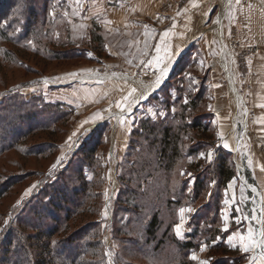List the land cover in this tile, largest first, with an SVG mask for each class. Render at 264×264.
<instances>
[{"label":"rangeland","instance_id":"rangeland-1","mask_svg":"<svg viewBox=\"0 0 264 264\" xmlns=\"http://www.w3.org/2000/svg\"><path fill=\"white\" fill-rule=\"evenodd\" d=\"M24 1L16 0L18 4L8 14L15 22V31H19L25 16L33 21L28 17L33 7L37 9L38 20L47 21L51 31L48 36L39 37V45H33L34 51L23 52L16 46L6 45L18 54L17 61L23 60L30 69L26 71L19 61H0V117L6 121L0 125L3 132L0 136L5 135L6 141L13 142L25 131L16 126L22 121L17 118L18 113H10L1 106L8 105L10 100L30 102L22 103L30 115L37 111V118L26 120L25 125L53 123L57 103L61 104L57 116L62 114V120H57L53 131L30 136L0 157V188L23 171L31 174L0 201V232L7 231L19 213L24 212L26 203L35 199L33 203L37 204L57 187L64 189V184L76 183L83 168L92 184L91 196L84 193L76 200L70 193L68 201L62 204V211L57 212L56 206L48 214L42 207L37 212L41 215L38 219L26 212L20 219L29 220L46 233L55 229L57 232V225L62 223L60 231L49 238L58 245L56 259L53 257L56 264H68L66 258L76 260L74 256L80 257L90 246L88 256L82 257L86 264H166L168 259H174L179 248L168 240L157 252L155 242L146 245L147 236L142 230L153 215L152 210L164 222L158 239L172 223H176L175 236L184 242L191 240L196 228L202 231L192 240L194 247L187 251L191 259L196 257L192 259L196 264L201 261L211 264L213 259L224 256L222 250L210 251L219 243L232 249L237 244L241 246L232 254L235 259H225L226 264H264V236L261 235L264 233V123L255 122L259 109L264 111L257 105L264 100L258 96L259 87L264 86V73L255 59L262 51L259 46L238 40L234 22L238 8L250 0H239V3L237 0ZM45 2L48 9L42 11ZM220 18H223L221 37L217 28ZM165 31L169 33L167 36L163 35ZM34 52L57 54L61 59H43ZM200 92L202 101L197 112L211 115L216 144L204 146L201 137L191 132L194 140L182 136L181 152L170 168L158 170L155 162L154 168L142 170L136 164L137 172L131 176L130 167L137 157L139 160L151 158L148 145L153 135L147 136L145 125L157 128L180 125L183 121L180 106ZM175 113L178 117L172 119ZM222 118L226 121L219 123ZM49 140L56 144L52 155H22L24 149L37 151ZM131 142L134 143L132 153ZM84 146L94 148V160L86 161L91 166L77 155ZM193 147L199 150L190 157L187 152ZM219 149L229 152V163L236 171L232 187L229 186L232 190L219 189L214 179L200 199L193 202L190 192L195 177L189 165L200 161L203 168L207 166V173H213ZM154 157L153 163L157 159ZM151 171L155 172L154 177H149ZM140 181L139 192H145V200H131L123 187L137 189ZM185 181L186 192L182 190ZM28 189L31 192L25 195ZM39 193L42 196L38 201ZM227 195H231L232 202L235 198L234 209L239 212V219L232 214V219L223 215L222 203ZM85 199L80 213L63 224L64 210ZM228 210L230 213L231 209ZM228 225L225 230L224 226ZM19 226L18 220L13 228L21 229ZM219 226L221 233L214 239L205 234L210 229L219 231ZM32 232L25 229V236L28 238ZM1 239L2 236L0 242ZM14 241L17 242L15 236ZM27 245L32 251L29 258L35 260L38 250L31 239ZM244 246L249 251L245 252Z\"/></svg>","mask_w":264,"mask_h":264},{"label":"trees","instance_id":"trees-1","mask_svg":"<svg viewBox=\"0 0 264 264\" xmlns=\"http://www.w3.org/2000/svg\"><path fill=\"white\" fill-rule=\"evenodd\" d=\"M24 1V0H23ZM16 0H0V61L5 62V63H14L17 61V56L18 54L10 49L9 47H7V44L16 46L18 49L22 50L23 52H29V51H34L33 49V45H39L38 43V39L40 36L47 35L48 33L51 31V28L48 27V23L45 20H38V12H36L37 9H35V7L31 8L30 11L31 13H29V18L33 19V21H35L33 23L30 22V20H27V17L25 16L21 23L20 29L19 31H15V29L13 28L15 22L13 21V19L10 18V16L8 14H10L9 12L13 10L14 6H16L15 3ZM25 2V1H24ZM47 2H45L43 4L42 11H46L48 9ZM12 15V13H11ZM10 18V19H9ZM6 20H8V24L6 23ZM38 24V25H37ZM38 27H41L38 29ZM16 32V33H15ZM30 42V43H29ZM35 56H39L41 55L40 58L43 59H61V56H57V54H53V55H49V54H40V52H34ZM44 53H47L46 51ZM19 58V57H18ZM65 58V57H64ZM19 61V60H18ZM17 61V62H18ZM22 65H24V69L27 71V69H30L27 65H25L23 62V60L20 61ZM30 71V70H28ZM201 93H198L196 96L189 98V101L184 104L181 105V117L183 119L182 123L180 125H175L171 124V126H160L159 128H157L156 126L150 127L149 125H145V130L148 132L147 136L153 135V140H151L149 142L148 145V150L149 153L151 155V158H141L139 160V158L137 157L134 160V165L132 167H130V175L134 176L133 174H136V169H135V165L139 164L141 168H143L142 170H146V169H151L154 168L153 165H158V167H155L156 169L158 168H165L166 166L168 168H170L171 164L173 163V161H175V158H177V156L179 155V153L181 152L180 150V143L182 141V136L186 138V140L189 141H193L195 135L191 136V132H195L196 134H198V137H201V140L203 141V145L204 146H208V145H213L216 144V140H217V136L214 133V131H212V117L210 114L206 115V114H201L199 115L197 110L200 107L201 101H202V96ZM10 100V99H9ZM12 100H10L11 102ZM21 101V102H20ZM8 102V105H4L3 103L1 104L2 107H5V109L7 108L8 112L10 113H18L16 114L19 120L22 119V121H18V128L22 129L24 131V134H22L21 137L17 138L16 140H14L13 142L11 141H6V136H0V157L7 151L11 150V149H16V147L19 144H22V142H24L28 137L33 136L37 133H43V132H48V131H53L54 128L58 125L57 124V120H62V114L60 116H57L59 113V109H61V104L57 103L54 104V108L55 111L57 113V115H54V122L53 123H47V122H42V123H38L37 125H32V124H27L25 125L27 122H25L26 120H34V118H37V111L35 112L36 114H29L30 111L27 110V108L24 106L25 104H30V102H26L24 104L23 100L17 99V100H13L11 103ZM24 105H23V104ZM180 111V112H181ZM195 113V114H193ZM177 115V116H176ZM39 116V115H38ZM208 118V120H205V118ZM175 117H178V114H174L172 119H175ZM204 118V119H203ZM16 119V118H15ZM211 119V120H210ZM5 119L3 117H0V125H3L2 123H6V121H4ZM14 120V119H12ZM16 121V120H15ZM58 121V122H59ZM10 123V122H9ZM210 123V125L208 124ZM178 131V132H177ZM0 133H3L0 131ZM6 133V132H5ZM11 133V131H10ZM181 133H183L184 135H181ZM9 134V133H6ZM51 135L52 132H51ZM197 137V136H196ZM207 139V140H206ZM42 148L38 149L37 151H31L29 149H24L23 150V154L24 156H29L31 153H34V155H38L39 154H53V149L55 148L56 144L53 142H47L45 144H42ZM133 146L134 143L131 142V153L133 152ZM199 149H196L195 147L191 148V150H189L187 152V155H189L190 157H192L193 155H196V152ZM153 152V154H151ZM227 151L223 150V149H219L217 151V159H216V163H215V167L216 170L212 173L210 172H206L207 170V166L205 168L202 167L200 161L191 163L189 165V171H193L194 173V177H195V181H194V186L192 191L190 192V195L193 196V202H197L200 199V196L202 194V192H206L209 189V183L214 181V179H216V182L218 183L219 189H225L227 188L228 183L233 180V178L236 176V171L235 169L231 166V164L229 163L228 160V156H227ZM130 154V153H129ZM77 155L80 157H83V161H92L94 160V156H95V151L94 148L92 147H82L80 148V150H78ZM156 156V161L154 160V163L152 161V159H154ZM72 164V163H71ZM87 165L91 166L92 163L86 162ZM134 167V168H133ZM141 170H139L138 172H140ZM80 175L77 178V182H71L68 186V184H64V189L58 188L54 189L53 192H51V194L49 195V197L46 200H40L42 194H40L38 197H36V200H40L37 204H34L35 199L31 200L29 203H26L25 205V210L24 212H26V214H33L32 217H34L35 219H38L41 215L38 214L37 212L39 211V208L42 209L43 207V211L45 213H51V208H54V210H56V206L57 208V212L62 211V204H64L65 202L68 201V196H70L71 194L73 195V197L77 200V198L79 199V195H83L85 194H89L91 196V188H92V184L91 181L86 177V175L84 174V170L83 168H81L79 170ZM33 173V172H30ZM37 173V172H35ZM34 173V174H35ZM144 173V172H143ZM154 171H151L149 174V177H154ZM31 174L23 171L22 174L18 175L15 177V180L8 182L7 184H4L3 186H1L0 188V201L3 200V198L8 195L10 193V191L17 185L21 184L24 182V180L26 178H30ZM141 177L144 178V175L141 174ZM132 178V177H131ZM249 180L252 181V179L249 176ZM132 180H128V183ZM124 182V181H123ZM142 181L137 182L138 188L137 189H133L130 187H123L124 191L126 194H128V197L131 200H136V199H141V200H145V192L141 191L142 190ZM129 183V184H131ZM183 187L182 190L184 189V192H186V188H187V182L185 181L183 183ZM128 185V184H127ZM51 187H53L51 185ZM91 187V188H90ZM181 190V191H182ZM45 191V190H44ZM71 193V194H70ZM192 193V194H191ZM144 195V196H143ZM220 195H222L221 193H219V197ZM179 197V196H178ZM191 197V196H190ZM222 197V196H221ZM35 198V197H34ZM129 199V202H131V200ZM221 199V198H220ZM219 199V200H220ZM47 201V202H46ZM34 202V203H33ZM72 202V201H69ZM86 202V199L84 200L83 203L80 202V204H78L77 202L74 204V207H71L69 209H65V218L63 221V224H66L67 221H69L70 219H72L74 216H77L80 212L79 210L82 209V206L84 205V203ZM171 202V200L169 201V203ZM222 203V200L219 202V208L220 205ZM67 206V204H65ZM205 206V205H204ZM135 212H138V210H136L133 207ZM205 209H207L205 207ZM141 211V210H139ZM24 212H20L18 217L16 218L15 221H13L12 225H10V227H7V231H9L7 234L5 232H0V236H2V239L0 242V264H56L55 260H53L54 258L56 259V257H54V253L57 250V246L56 243L53 241H50L49 238L52 236V234L54 233H58V231H60V226H62V223L57 225V232L56 229L53 230L52 232H42L40 230V228H38V226L34 227V223L30 222L29 220H26L23 222L21 219V217L24 216ZM152 212V216L150 218V220H148L144 226H146L145 228L143 227L142 232L144 233L145 236H147V240H146V245L149 246L150 244H152L153 242H155L154 245V250L155 252H157L158 250H160L162 247L167 245V241L173 243L175 246H178L179 248V252L178 254H175L174 259H168L166 261V264H196L187 254V251L191 250V248L194 247V242L192 241L196 236H198L199 232H202L199 228H196L194 233L191 234V240L184 242L181 241L180 239H178L175 236L174 233V223L171 224V226H166V229L162 235V237L160 239L157 238L158 232L160 231V229L164 226V222L161 220L160 215L158 213H156V210H152L150 211ZM160 213V212H159ZM27 216V215H26ZM60 217V216H59ZM197 216H193V218H196ZM19 220V223H21L22 227L20 228H16L14 229V225L16 223V221ZM32 228V229H31ZM221 227L219 226V231L218 229L213 230H207L205 231V234L207 235H211V239H214L215 236L217 234L221 233ZM25 229L32 230V234L25 236ZM24 230V231H23ZM196 232V233H195ZM46 233V234H45ZM142 233V234H143ZM14 236L17 238V242L14 241ZM10 239V240H9ZM31 239V241L33 242L34 248L36 250H38V254L35 255L36 259L35 260H31L29 258V255L32 256V251L28 249V245H27V241H29ZM49 240V241H48ZM15 242V243H14ZM35 243V244H34ZM63 243V242H62ZM62 243H59V245H61ZM71 242H66V244L68 245ZM16 244V245H15ZM58 244V243H57ZM138 246V243H136ZM92 245V244H91ZM87 246V245H86ZM67 247V246H66ZM65 247V248H66ZM64 248V249H65ZM90 247H86V249L84 250V252L81 253L80 257L74 256L72 253L71 255H73L75 257L76 260H70L68 258H66L68 260V264H86L84 263L82 260V257H86V255L88 256V252L91 249ZM213 250H222L224 251V256H222L219 260L218 259H213V262H211V264H226L225 259H229V257H232L233 259H235L233 257V253H237L238 249H232L231 247H229L228 245L224 244V243H219L216 246H213L211 248V252H213ZM66 252V251H65ZM73 256H71V258H74ZM27 257V258H26ZM54 257V258H53ZM77 257L78 260H77ZM231 258V259H232ZM64 263V262H63ZM63 263H57V264H63ZM67 264V262H66Z\"/></svg>","mask_w":264,"mask_h":264},{"label":"crops","instance_id":"crops-1","mask_svg":"<svg viewBox=\"0 0 264 264\" xmlns=\"http://www.w3.org/2000/svg\"><path fill=\"white\" fill-rule=\"evenodd\" d=\"M223 15V13H221ZM225 14V11H224ZM224 16V15H223ZM235 27H236V32L238 33L237 38L241 43H248L251 44L253 46H259L261 48V54L260 56L256 55L254 58L257 59V63L258 65L262 66V73H264V0H250L248 4L239 7L235 16ZM223 18H220V22L217 26L218 28V32H219V36L221 37V31H222V27H221V21ZM253 58V60H254ZM222 63L225 66V60L224 58H222ZM226 67V66H225ZM230 80L232 83V87L235 90V86H234V79L232 76H230ZM261 90H259L261 92V94H259L258 96H262L264 99V86L263 87H259ZM235 94V93H234ZM239 99L236 98V101H238ZM257 105L261 106L264 108V100L263 102L260 101ZM256 106V102L254 103L253 107L255 108ZM221 109V111H223V108H219ZM225 110V109H224ZM219 110V112H221ZM258 116L255 118V122L257 123H264V111L262 109H259L258 111ZM222 114V112H221ZM255 114L257 115V113L255 112ZM223 121L225 122L226 119L222 118L219 120V123H223ZM234 124L236 122V120H233ZM222 136H224L222 134ZM220 138V137H219ZM232 183L233 181H231V184H229L227 186V188L230 186L232 187ZM228 188V190H230L231 188ZM232 190V189H231ZM230 193V192H229ZM227 192V194H229ZM231 195H227L224 199H223V215H228L229 219H232L231 214L233 217H238L240 214L238 211H235L234 208H236V200L234 198V202L231 201L230 199ZM230 213H229V210ZM222 214V213H221ZM235 215V216H234ZM225 216H223V222H226ZM239 219V217H238ZM233 220H231V225H232ZM245 225L241 226L244 227ZM225 229L229 228L224 226ZM239 228V227H237ZM241 246H239V244L236 245V248H239Z\"/></svg>","mask_w":264,"mask_h":264},{"label":"snow or ice","instance_id":"snow-or-ice-1","mask_svg":"<svg viewBox=\"0 0 264 264\" xmlns=\"http://www.w3.org/2000/svg\"><path fill=\"white\" fill-rule=\"evenodd\" d=\"M237 3H239V0H237ZM168 34H169V33H168L167 31H165V32L163 33L164 36H167ZM158 82H159V81H157V83H158ZM133 91H135V89H133ZM142 95H143V94H142ZM93 119H94V118H93ZM85 123H88V121H85ZM82 126H83V125H81V127H82ZM73 135H75V133H74ZM69 140H71V137H69ZM224 146H225V147H228L227 144H225ZM203 155H204V154L201 153V156H203ZM211 157H212V154H211V152H209V154H208V159L211 160ZM58 163H59V162H58ZM53 167L55 168L56 165H53ZM33 187H35V185H33ZM30 192H31V189H28V191L25 193V195H28ZM181 211L183 212L184 210L182 209ZM189 211H191V210L189 209ZM237 223H239V220L237 221ZM178 227H179V226H178ZM225 230H226V229H225ZM178 234H179V232H178ZM251 235H252V232H251V229H250V230H249V237H251ZM261 235L264 236V233H262ZM240 239L243 240L244 237L241 236ZM229 242L231 243V238H229ZM252 243L255 244L256 241H252ZM243 250H244L245 252H247V251H249V248H248L247 246H244V247H243ZM192 259H196V257L193 256ZM201 264H208V262H207V261H201Z\"/></svg>","mask_w":264,"mask_h":264}]
</instances>
